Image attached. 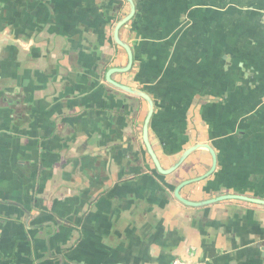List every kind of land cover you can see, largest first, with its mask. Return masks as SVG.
<instances>
[{
	"label": "crops",
	"instance_id": "obj_1",
	"mask_svg": "<svg viewBox=\"0 0 264 264\" xmlns=\"http://www.w3.org/2000/svg\"><path fill=\"white\" fill-rule=\"evenodd\" d=\"M0 0V264H264V0Z\"/></svg>",
	"mask_w": 264,
	"mask_h": 264
},
{
	"label": "water",
	"instance_id": "obj_2",
	"mask_svg": "<svg viewBox=\"0 0 264 264\" xmlns=\"http://www.w3.org/2000/svg\"><path fill=\"white\" fill-rule=\"evenodd\" d=\"M125 1L128 4L129 13L116 23V25L114 27V32H113V39H114V41H115V43L117 45H119L120 47H122L125 50V52H126V54L128 56V63H127V66L124 67V68H112V69L108 70L106 72L105 78L110 84H112L113 86H115L119 90H122V91H124V92H126L128 94L133 95V96L142 98L148 104V111H147V115H146V118H145V121H144V125H143V128H142V140L144 142V145L146 147L147 153H148V155H149V157H150L155 169L160 174L167 175V174L172 173L174 170H176L181 165V163L192 152L196 151L199 148H206L208 150V152L210 153V155L212 156V161H213V164H212V167H211L210 171L206 174V176H207L214 169L215 162H216V158H215L214 152L210 148V146L207 145V144H200V143L194 144L193 146H191V147L187 148L186 150H184V152L180 155V157L169 168L163 169L161 167V165H160V163H159L154 151L152 150V147H151V144H150L149 138H148V121H149L150 116H151L152 111H153V102H152L150 96L147 93H145V92H143L141 90H137V89L131 88L129 86L121 85V84L111 80L112 73H114V72H126V71H128V69L130 68V66L132 64L131 49H130V47L127 44L122 42L120 40V38H119V30H120V28L132 18V16L134 15V12H135V5H134L133 0H125ZM202 178L203 177H197V178H194V179L184 180V181L180 182L177 185V188L174 190V196L181 203H183L185 205H188V206H202V205L212 204L214 202H218V201H222V200H230V199L241 200V201L250 202V203H253V204L264 205V200L254 199V198H250V197L244 196V195L226 194V195H222V196H219V197L207 200V201H203V202H200V203H195V202L188 201V200L184 199L182 196H180L179 190L183 186L188 185V184L193 183V182H196V181H199Z\"/></svg>",
	"mask_w": 264,
	"mask_h": 264
},
{
	"label": "built area",
	"instance_id": "obj_3",
	"mask_svg": "<svg viewBox=\"0 0 264 264\" xmlns=\"http://www.w3.org/2000/svg\"><path fill=\"white\" fill-rule=\"evenodd\" d=\"M170 264H188V263L180 259H174Z\"/></svg>",
	"mask_w": 264,
	"mask_h": 264
}]
</instances>
